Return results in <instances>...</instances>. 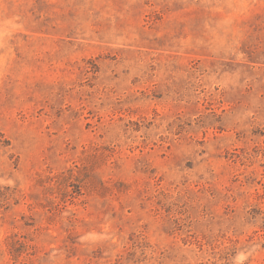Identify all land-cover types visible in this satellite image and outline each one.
Segmentation results:
<instances>
[{
  "label": "rangeland",
  "instance_id": "obj_1",
  "mask_svg": "<svg viewBox=\"0 0 264 264\" xmlns=\"http://www.w3.org/2000/svg\"><path fill=\"white\" fill-rule=\"evenodd\" d=\"M0 264H264V0H0Z\"/></svg>",
  "mask_w": 264,
  "mask_h": 264
}]
</instances>
